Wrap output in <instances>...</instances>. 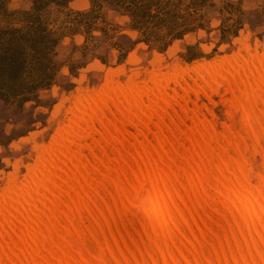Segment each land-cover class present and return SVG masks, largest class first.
<instances>
[{"label": "bare ground", "instance_id": "6f19581e", "mask_svg": "<svg viewBox=\"0 0 264 264\" xmlns=\"http://www.w3.org/2000/svg\"><path fill=\"white\" fill-rule=\"evenodd\" d=\"M176 68L73 99L0 192V264H264V59Z\"/></svg>", "mask_w": 264, "mask_h": 264}, {"label": "rangeland", "instance_id": "374dc122", "mask_svg": "<svg viewBox=\"0 0 264 264\" xmlns=\"http://www.w3.org/2000/svg\"><path fill=\"white\" fill-rule=\"evenodd\" d=\"M245 46L264 59V0H0V192L30 175L79 93Z\"/></svg>", "mask_w": 264, "mask_h": 264}]
</instances>
